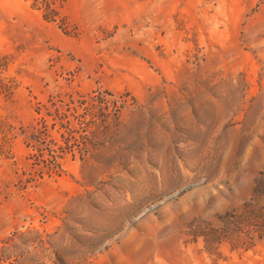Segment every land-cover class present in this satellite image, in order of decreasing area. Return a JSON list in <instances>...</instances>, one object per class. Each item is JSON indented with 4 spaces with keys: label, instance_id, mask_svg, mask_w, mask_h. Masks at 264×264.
<instances>
[{
    "label": "rangeland",
    "instance_id": "1",
    "mask_svg": "<svg viewBox=\"0 0 264 264\" xmlns=\"http://www.w3.org/2000/svg\"><path fill=\"white\" fill-rule=\"evenodd\" d=\"M0 264H264V0H0Z\"/></svg>",
    "mask_w": 264,
    "mask_h": 264
},
{
    "label": "trees",
    "instance_id": "2",
    "mask_svg": "<svg viewBox=\"0 0 264 264\" xmlns=\"http://www.w3.org/2000/svg\"><path fill=\"white\" fill-rule=\"evenodd\" d=\"M64 156H62V154H58V155H55L54 156V161H55V166L60 168L61 167V159L63 158Z\"/></svg>",
    "mask_w": 264,
    "mask_h": 264
}]
</instances>
